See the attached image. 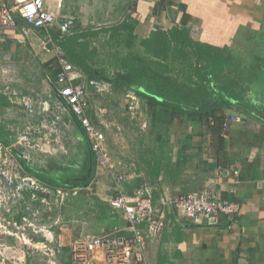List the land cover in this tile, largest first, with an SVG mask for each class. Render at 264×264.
Masks as SVG:
<instances>
[{"label":"crops","instance_id":"obj_1","mask_svg":"<svg viewBox=\"0 0 264 264\" xmlns=\"http://www.w3.org/2000/svg\"><path fill=\"white\" fill-rule=\"evenodd\" d=\"M263 15L264 0H63L60 16L72 19L68 34L82 44L76 51L81 52L83 68L91 75L65 60L81 74L80 81L88 91L89 116L104 131L115 167L112 171L96 169L90 143L71 115L64 118L68 139L63 151L32 159L56 182L69 168L70 177L74 174L82 179L91 172L94 176L89 187L69 197L60 210L61 224L53 229L61 246L60 263L69 264L73 241L111 234L132 237L119 213L112 212L106 202L114 193L115 176L122 174V191L131 194L150 187L154 206L165 195L208 190L239 205L237 217H221L214 225L202 219L190 220L175 210L165 211L161 235L146 239L147 264H264V120L234 109L222 114L223 123L204 125L141 97L142 119L147 125L141 129L126 114L125 95L134 91L125 83L129 75L123 67L130 56L154 60L144 54L143 42L148 43L158 31L180 29L184 16L189 18L185 27L193 41L242 53L248 35L260 31ZM0 34L8 39L0 43V57L7 53L3 52L7 46L6 51L17 62L18 88L39 93L43 90L39 76L54 81L48 63L41 64L32 54L40 50L42 31H32L26 45L17 44L12 31ZM28 64L34 70L26 74ZM164 65L180 71L183 63L168 60ZM183 71H188L187 66ZM90 81L100 82L103 90H96ZM131 81L139 84L134 77ZM217 103L212 100L202 106ZM8 105H0V113L11 122L15 116L7 111ZM191 107L183 105L185 109ZM232 111L246 115L245 122L238 125L231 121ZM138 228L145 234V227ZM27 264L44 263L37 256H29Z\"/></svg>","mask_w":264,"mask_h":264},{"label":"built area","instance_id":"obj_2","mask_svg":"<svg viewBox=\"0 0 264 264\" xmlns=\"http://www.w3.org/2000/svg\"><path fill=\"white\" fill-rule=\"evenodd\" d=\"M62 7L63 0H0V33L12 31L17 35V44L26 45L32 31H42L40 50L32 54L41 64L48 63L55 74L54 81L39 76L43 85L41 92L25 93L18 88L21 80L12 53L0 57V95L9 104L7 111L15 116L9 122L0 113V235L3 238L0 239V264L6 261L27 264V256L34 253L45 256L48 264H62L58 257L61 246L51 228L61 224L59 213L67 199L89 186L58 187L46 183L28 173L21 160L32 161L35 155L52 156L63 151L68 139L65 115L75 118L85 133L96 169L112 171L115 167L104 131L89 116L88 91L80 81L81 74L64 59L53 37L69 33L73 26L71 18L60 16ZM7 40L0 34V43ZM89 84L98 91L104 87L98 81ZM125 110L131 122L141 129L146 128L141 118V100L136 94L126 93ZM231 121L239 123L241 120L232 117ZM123 180L122 174L115 176L114 193L106 202L112 212L119 213L132 237L111 234L73 241L69 246V264H147L146 239L161 235L167 210H175L190 220L202 219L211 225L217 224L221 217L234 219L239 214L238 204L223 200L211 190L165 195L159 199L158 206H154L150 187L126 194L120 187ZM55 212L58 215L52 218ZM139 226L145 227V234ZM27 230L41 234L43 239L35 241L37 236L30 238L25 234ZM10 236H16L24 248L18 247L12 254L11 245L4 241Z\"/></svg>","mask_w":264,"mask_h":264},{"label":"trees","instance_id":"obj_3","mask_svg":"<svg viewBox=\"0 0 264 264\" xmlns=\"http://www.w3.org/2000/svg\"><path fill=\"white\" fill-rule=\"evenodd\" d=\"M182 18L180 29L174 28L167 33L158 31L148 43L143 42L144 54L154 60L149 62L145 58L133 56L125 59L123 67L129 75V79L125 81L127 87L140 99L142 97L157 106L171 109L177 115L195 118L204 125H219L225 117L222 114L234 109L243 110L254 117L255 113L264 114V105L260 104L264 97L257 94L260 87L264 94V19L260 31L245 39V51L233 54L227 48L193 41L185 27L189 18ZM53 37L56 38L64 59L90 76L88 69L83 68L81 63V52L76 51L83 47L77 43V37L68 33ZM6 48L7 46L3 52H9ZM168 60L181 61L182 69L176 71L165 66ZM184 66H187V72L183 71ZM132 77L138 80L139 86L135 84L136 81H131ZM212 100L218 103L202 106ZM190 104V109L183 108V105ZM0 105L7 106L6 99L1 95ZM21 163L34 177L54 185L59 182V187H85L94 177L92 172L82 179L74 174L70 177L69 168L60 173L59 181L56 182L46 175L43 167L35 166V162L21 160Z\"/></svg>","mask_w":264,"mask_h":264},{"label":"rangeland","instance_id":"obj_4","mask_svg":"<svg viewBox=\"0 0 264 264\" xmlns=\"http://www.w3.org/2000/svg\"><path fill=\"white\" fill-rule=\"evenodd\" d=\"M24 73H28L29 71L28 70H34V68L31 66V64L29 65H26V67H24ZM19 77V76H18ZM18 84H21V82L20 83H18ZM261 87L260 88H258L257 89V94L260 96V97H264V94H262L261 93ZM132 93H134V92H132ZM134 94H136V93H134ZM143 116V115H142ZM142 118V117H141ZM33 159V158H32ZM51 163L49 162L47 165H45V166H48V165H50ZM53 229H54V227H52L51 228V231H52V233H53V237H55V235H54V232H53ZM25 234L26 235H30V238L32 237V236H34L33 237V239L35 238V236H37V238H35V241H40L41 240V234H35V232H33L32 230H27L26 232H25ZM17 235L18 236H20V233H17ZM39 235V236H38ZM0 239H3L2 238V235H0ZM43 239V238H42ZM4 241L6 242V243H8L9 245H11V247H12V254H13V250H17V248L19 247H22V248H24V246L23 245H21L22 243L16 238V236H10V238H8V237H6V238H4ZM21 243V244H20ZM18 253V252H17ZM29 253H31V251H29ZM21 255V257H22V254H20ZM29 256H32V257H34V256H37V257H39L40 259H41V261L44 263V264H48L47 263V259H46V257L45 256H41L40 254H37V253H34V254H29L28 256H27V258L29 257ZM2 264H9V262L8 261H6V263H2ZM10 264H19V263H10Z\"/></svg>","mask_w":264,"mask_h":264},{"label":"water","instance_id":"obj_5","mask_svg":"<svg viewBox=\"0 0 264 264\" xmlns=\"http://www.w3.org/2000/svg\"><path fill=\"white\" fill-rule=\"evenodd\" d=\"M231 115L234 116V117H239L240 118L241 121L239 123H237L238 125L243 124L245 122V120H246V115H244V114H242L240 112L232 111ZM255 115H256V117L264 120V115H261V114H258V113H256Z\"/></svg>","mask_w":264,"mask_h":264}]
</instances>
